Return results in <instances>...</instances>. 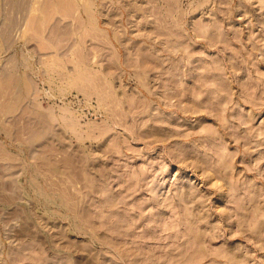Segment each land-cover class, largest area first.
Returning a JSON list of instances; mask_svg holds the SVG:
<instances>
[{
	"label": "rangeland",
	"instance_id": "rangeland-1",
	"mask_svg": "<svg viewBox=\"0 0 264 264\" xmlns=\"http://www.w3.org/2000/svg\"><path fill=\"white\" fill-rule=\"evenodd\" d=\"M0 264H264V0H0Z\"/></svg>",
	"mask_w": 264,
	"mask_h": 264
},
{
	"label": "crops",
	"instance_id": "crops-1",
	"mask_svg": "<svg viewBox=\"0 0 264 264\" xmlns=\"http://www.w3.org/2000/svg\"><path fill=\"white\" fill-rule=\"evenodd\" d=\"M32 39L38 40V37H32ZM51 41L49 40L47 45L51 48H55L53 41L52 42ZM34 53L36 54V56L39 55L37 50L34 51ZM51 54L53 55V53H51ZM57 54H59V56H57L56 58L53 56H49L47 59H42V61H40V66H42L43 76L45 77V79L47 80L49 85L53 86V85H55V80L61 79L62 85L67 86V89H70V86L67 84V82H68L67 80L70 77V72H71V67H69V65H68L69 61L71 60V56L69 57V55H70L69 52H66V54H63V56L61 55V53H57ZM56 60L63 61L66 68L63 69L61 67L62 68L61 71L58 68H56V66H54V63L56 62ZM73 60L82 63L84 58H82L80 55H77V57L74 56ZM31 63H32V61H31ZM30 67H32V65H30ZM87 67H89V66H87ZM73 72L75 73V69L72 68V73ZM59 74H61V75H59Z\"/></svg>",
	"mask_w": 264,
	"mask_h": 264
},
{
	"label": "bare ground",
	"instance_id": "bare-ground-1",
	"mask_svg": "<svg viewBox=\"0 0 264 264\" xmlns=\"http://www.w3.org/2000/svg\"><path fill=\"white\" fill-rule=\"evenodd\" d=\"M182 50V49H181ZM186 51V50H185ZM184 52V51H183ZM145 85V84H144ZM147 85V84H146ZM248 91V90H247ZM112 92V91H111ZM198 94V93H197ZM198 96V95H197ZM233 98V97H232ZM242 99V98H241ZM251 102V101H250ZM231 103V102H230ZM255 104V103H254ZM224 105V104H223ZM255 105H257V104H255ZM219 114H221V112L219 113ZM222 115V114H221ZM231 117V116H230ZM225 118H223V120H224ZM240 119V118H239ZM219 122V121H218ZM227 123V122H226ZM224 129V128H223ZM237 132V131H236ZM239 134H240V132H239ZM241 137V136H240ZM244 138V137H243Z\"/></svg>",
	"mask_w": 264,
	"mask_h": 264
}]
</instances>
